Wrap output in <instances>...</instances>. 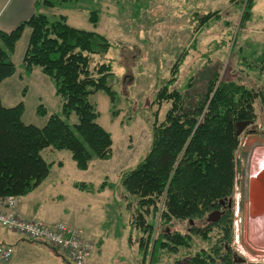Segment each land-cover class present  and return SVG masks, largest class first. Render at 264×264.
Returning a JSON list of instances; mask_svg holds the SVG:
<instances>
[{
  "label": "rangeland",
  "instance_id": "obj_1",
  "mask_svg": "<svg viewBox=\"0 0 264 264\" xmlns=\"http://www.w3.org/2000/svg\"><path fill=\"white\" fill-rule=\"evenodd\" d=\"M245 7L246 0H79L78 5L70 3L45 9L44 14L51 20L65 16L71 27L99 33L110 41V51L95 60L111 65L118 99L116 107L112 108L110 98L104 92H97L90 98L99 113L98 124L112 135V159L94 160L87 171H81L70 152L47 149L42 153L43 158L54 163L49 177L34 198L43 204L46 202L47 211L54 213L69 207L65 204H75L74 194L81 195L73 187L75 181L98 186L104 180L114 186L106 190L118 191L120 196L119 190H123L120 187L121 174L134 168L151 146L155 113L159 124L170 109V103L159 107L154 100L171 78L175 62L182 56L184 61L171 90L185 94L190 107L206 95L208 83L217 72L220 81L235 82L255 92L264 91V0H255L252 20L241 25ZM93 10L100 12L97 28L89 22V13ZM213 12H218L220 18L200 25L199 20ZM29 35L30 30H25L11 56L16 73L0 85V99L6 108L23 103L24 124L43 128L51 115L64 118L63 100L57 96L53 81L40 68H34L30 75L25 72L23 58ZM189 83L191 87H187ZM260 101H254L255 121L241 134L234 154L236 178L230 239L219 242L222 236L215 228L208 241L194 236L189 249L181 248L177 254L164 252L157 264H176L203 251L212 254L218 247L219 262L225 257V250L221 249L224 246L230 248L228 255L234 264H239L237 261L240 260L244 261L243 264H264V216L258 220V214L250 210L252 173L259 154L264 152V102ZM41 106L46 110L45 115L38 113ZM75 123L77 118L73 115L69 124ZM59 163L63 166L60 167ZM112 193L108 194L112 196ZM55 195L65 198V202H53L51 199ZM122 196V212L119 203H111L108 212L100 213V207L94 209L96 204L90 202L93 213L98 218L101 216L103 221L100 235L105 241L104 259L108 264H149L143 263L136 244L134 248L127 244L129 230L125 224L128 217L131 223V214L136 216L138 200L125 191ZM147 220L154 223L157 234L165 231L186 234L191 230L187 221L162 225L159 215H149ZM195 222L196 226L202 225L201 221ZM4 230L0 227V240L4 237ZM137 234L133 240L141 233ZM16 237L19 241L26 240L27 244L23 243V249L16 250L13 260L6 264H68L63 251L20 234Z\"/></svg>",
  "mask_w": 264,
  "mask_h": 264
},
{
  "label": "trees",
  "instance_id": "obj_2",
  "mask_svg": "<svg viewBox=\"0 0 264 264\" xmlns=\"http://www.w3.org/2000/svg\"><path fill=\"white\" fill-rule=\"evenodd\" d=\"M70 3L78 5L79 0H39L36 10ZM254 7L255 0H246L241 25L252 20ZM219 18L218 12L207 14L199 20L200 25ZM99 21L100 12L91 11L89 22L97 28ZM27 29L30 35L23 68L28 75L34 68H40L53 81L57 96L63 100L65 119L55 114L43 128L26 125L22 121L23 103L6 108L0 99V198L25 197L49 177L53 164L43 158L46 149L70 152L81 171H87L94 160L110 161L113 157L112 135L98 124L99 113L90 101L95 93L104 92L112 108L116 107L118 93L114 89L116 77L112 67L95 60L110 51V41L99 33L71 27L65 16L51 20L37 13L10 33L0 30V85L16 73L11 56ZM183 61L182 56L175 62L171 78L156 94L154 102L159 107L171 105L159 124L155 113L149 150L120 177L121 198L125 191L138 200L131 223L129 218V243L137 244L143 263L157 264L164 252L177 254L181 248L189 249L194 236L208 241L215 228L222 236L219 242L230 239L231 218L220 224H208L205 217L233 194L234 154L240 144L236 124L253 123L254 101L264 102V91L255 92L235 82L220 81L217 72L208 83L206 95L190 107L185 94L171 90ZM38 113L45 115V108L39 107ZM73 115L77 123L70 125ZM110 187L114 186L107 180L99 186L74 183V188L90 194L102 193ZM149 215H159L162 225L187 221L191 230L186 234L177 231L157 234L154 223L147 220ZM195 221H201L202 225L196 226ZM137 233L141 234L136 241L133 237H138ZM221 249L225 250V246ZM212 254L198 252L176 264H234L226 253L218 262L219 247Z\"/></svg>",
  "mask_w": 264,
  "mask_h": 264
},
{
  "label": "crops",
  "instance_id": "obj_3",
  "mask_svg": "<svg viewBox=\"0 0 264 264\" xmlns=\"http://www.w3.org/2000/svg\"><path fill=\"white\" fill-rule=\"evenodd\" d=\"M38 1L39 0H0V30L6 33H10L14 31L20 23L30 19L33 15L37 13L44 14V10L45 9L48 10L49 8L40 7L39 10H36V3ZM58 165L60 167L63 166L61 163H59ZM46 180L29 195L18 198V209H17L18 214L24 217L25 219L40 221L47 225L64 223L69 227L82 232L86 240L92 241L98 245V247H96L92 255V258L89 260L88 264H108V261L106 262V260L104 259V246H105L104 237L100 235V232L102 231L101 229H103L104 227L103 221L101 220L102 217L100 216L98 218V215L93 213L91 204L92 203L96 204L94 209L96 208L98 209L100 207L99 212L103 213L104 210L105 212L109 211V206L111 203L113 204L119 203L121 204L120 208L122 212L123 200L121 196L117 195L118 191L105 190L102 193H94V194L80 191L81 195L74 194L75 192H73V194L77 198V199L75 198V204H71L70 202L69 204H65L66 207L69 206L68 208L59 209L56 210L54 213H52L50 211H47L46 202L43 204L41 200L34 198L33 196L38 191V189L46 182ZM74 183H73V187H74ZM120 191L121 190H119L118 193L119 195H120ZM109 192H113L112 196L108 194ZM82 194L85 196H82ZM51 200L53 202L57 200V202L64 203L66 199L62 198V196L60 195H55ZM50 206L51 205H49V207ZM125 225L128 226L127 229L129 230L127 236V244L131 248H134L136 243H132V244L129 243V236L131 231L129 227V217H128V223ZM127 229H125L126 234L128 231ZM4 231L5 234L3 239L0 240V243L12 245L15 249V253L16 250L23 249L22 247H24L25 245L23 243L27 244L26 240L19 241V239H17L18 237H16L17 234H13L6 230ZM136 247L138 249L137 244ZM64 257L65 259H67L65 253H64ZM115 258L116 256L114 257V259Z\"/></svg>",
  "mask_w": 264,
  "mask_h": 264
},
{
  "label": "built area",
  "instance_id": "obj_4",
  "mask_svg": "<svg viewBox=\"0 0 264 264\" xmlns=\"http://www.w3.org/2000/svg\"><path fill=\"white\" fill-rule=\"evenodd\" d=\"M17 209L16 197L0 198L1 228L63 251L69 264H88L96 244L86 240L82 232L63 223L47 225L40 221L25 219L18 214ZM14 256L15 249L12 245L0 243V264L12 261Z\"/></svg>",
  "mask_w": 264,
  "mask_h": 264
},
{
  "label": "bare ground",
  "instance_id": "obj_5",
  "mask_svg": "<svg viewBox=\"0 0 264 264\" xmlns=\"http://www.w3.org/2000/svg\"><path fill=\"white\" fill-rule=\"evenodd\" d=\"M262 158H264V152L259 154V161L258 162L254 158L255 162H257V163L254 165L255 167H254V171L252 173V188H253V190H251V200H250L251 201L250 202V210L253 213L255 212L258 214V216L256 217V219H258V220H261V218L264 216V203H263L264 200H262L264 197V195H263L264 190L262 189V186H260V184H258V181H257L259 179V176L263 172V168H264L263 167L264 164L261 163ZM252 221H253V219H252ZM258 223H261V225L263 226L262 222H258ZM263 234H264V229L262 230V235ZM263 237H264V235H263Z\"/></svg>",
  "mask_w": 264,
  "mask_h": 264
},
{
  "label": "flooded vegetation",
  "instance_id": "obj_6",
  "mask_svg": "<svg viewBox=\"0 0 264 264\" xmlns=\"http://www.w3.org/2000/svg\"><path fill=\"white\" fill-rule=\"evenodd\" d=\"M253 123H251L247 128L252 127ZM246 130V129H245ZM253 133L255 134L256 131L252 130ZM241 136V135H240ZM233 197L231 196L230 198L226 199V200H222L219 203V207L215 208L210 214L214 213V212H219L221 213V215L219 214H214L211 218V221L208 223L207 218H206V222L208 224H220L225 218L229 219L230 218V214L233 212ZM229 247L225 246V253L228 254L229 253ZM225 258V257H223ZM243 260L237 261V263L239 264H243Z\"/></svg>",
  "mask_w": 264,
  "mask_h": 264
},
{
  "label": "water",
  "instance_id": "obj_7",
  "mask_svg": "<svg viewBox=\"0 0 264 264\" xmlns=\"http://www.w3.org/2000/svg\"><path fill=\"white\" fill-rule=\"evenodd\" d=\"M251 123L250 122H238L237 124H236V134L238 135V136H240L242 133H243V131L250 125ZM261 163H263L264 164V158H262V160H261ZM264 167V166H263ZM258 181V184H260V186H262V189L264 190V168H263V172L261 173V175L259 176V179L257 180ZM264 195V194H263ZM262 200H264V197H263V199ZM263 203H264V201H263ZM220 214L221 215V213H219V212H214V213H212V214H209L208 216H207V221H208V223L211 221V218H212V216L214 215V214Z\"/></svg>",
  "mask_w": 264,
  "mask_h": 264
}]
</instances>
